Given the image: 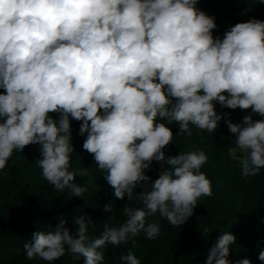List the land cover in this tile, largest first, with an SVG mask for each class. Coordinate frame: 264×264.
<instances>
[{
    "label": "clouds",
    "instance_id": "clouds-1",
    "mask_svg": "<svg viewBox=\"0 0 264 264\" xmlns=\"http://www.w3.org/2000/svg\"><path fill=\"white\" fill-rule=\"evenodd\" d=\"M199 3L0 0V171L14 152L38 144L35 163L42 177L56 190L82 198L88 188L76 177L88 172L70 170L75 120L83 149L105 173L114 196L127 197L125 220L106 223L98 237L89 236L96 223L86 215L74 218V234L66 216L56 217L54 229L33 232L23 245L26 259L52 264L70 252L83 264H103L109 245L127 244L141 232L148 240L160 235L159 222L146 226L149 215L184 225L198 201L212 195L211 180L201 171L208 160L204 151L165 155L174 135H192L190 125L213 133L223 120L247 153L241 175L264 169V20L237 22L222 39L214 38L216 18ZM217 104L250 111L234 123L229 112H217ZM154 162L160 171L152 180L145 170ZM102 210L113 212L111 202ZM236 239L222 232L203 264H231ZM120 259L141 264L131 250ZM258 259L264 261V248Z\"/></svg>",
    "mask_w": 264,
    "mask_h": 264
},
{
    "label": "trees",
    "instance_id": "trees-1",
    "mask_svg": "<svg viewBox=\"0 0 264 264\" xmlns=\"http://www.w3.org/2000/svg\"><path fill=\"white\" fill-rule=\"evenodd\" d=\"M210 16H215L217 28L214 38H223L224 33L237 23L238 12L244 8L257 11L264 18V4L259 0H200L197 5ZM4 90L0 89V93ZM218 113L229 112L234 123L242 122L249 111L231 110L216 106ZM57 120L58 114H51ZM259 117L254 116V119ZM80 122L72 120L71 129L75 152L72 153L71 169L86 168L88 175L76 177V182L87 186L82 198L60 192L42 177L35 161L39 158L40 145L26 146L22 152H14L7 167L0 171V264H49L39 258L28 260L23 245L31 234L38 230L51 231L58 224L56 217H67L72 233L75 217H90L95 227L89 226V236L98 237L104 225H119L125 217L122 207L127 202L117 199L113 189L104 179L92 155L82 147L84 137L78 134ZM174 134L179 132L176 124L169 125ZM192 135H174L172 144L166 147L167 157L180 152L202 150L208 160L201 171L212 183V195L198 201L194 214L184 225L171 226L159 213L149 215L145 224L159 222L160 235L153 240L141 232L134 240L119 247L109 245L104 250L103 264H124L122 254L131 250L141 264H203L206 255L222 232L230 231L236 242L230 246L228 259L231 264L243 258L251 264H264L258 259L264 248V169L256 176L241 175L240 160L232 157L231 148H238L235 137L222 120L213 133L200 131L194 126ZM247 155V154H246ZM246 157V156H245ZM152 180L158 178L157 171L145 170ZM139 187L137 191H141ZM136 190L134 189V194ZM111 202L113 212L104 213L103 204ZM142 207L139 201L129 202ZM112 217V219H109ZM52 264H83V258L74 259L70 252Z\"/></svg>",
    "mask_w": 264,
    "mask_h": 264
},
{
    "label": "rangeland",
    "instance_id": "rangeland-1",
    "mask_svg": "<svg viewBox=\"0 0 264 264\" xmlns=\"http://www.w3.org/2000/svg\"><path fill=\"white\" fill-rule=\"evenodd\" d=\"M253 18L264 20V18H262L258 15L257 11H248L244 8H242L238 12V15H237V21L238 22H245V21H248V20L253 19ZM230 153H231L232 157L236 160H241L247 154L246 152L240 150L239 148H231Z\"/></svg>",
    "mask_w": 264,
    "mask_h": 264
},
{
    "label": "built area",
    "instance_id": "built-area-1",
    "mask_svg": "<svg viewBox=\"0 0 264 264\" xmlns=\"http://www.w3.org/2000/svg\"><path fill=\"white\" fill-rule=\"evenodd\" d=\"M165 155H166V154H165ZM166 157H167V156H166ZM148 170H151V171H157V172L159 173V171H160V164L154 162V163L151 165L150 169H148Z\"/></svg>",
    "mask_w": 264,
    "mask_h": 264
}]
</instances>
